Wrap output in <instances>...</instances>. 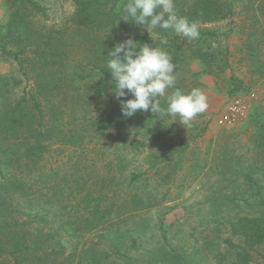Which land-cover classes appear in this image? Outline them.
I'll return each instance as SVG.
<instances>
[{
  "label": "trees",
  "instance_id": "obj_1",
  "mask_svg": "<svg viewBox=\"0 0 264 264\" xmlns=\"http://www.w3.org/2000/svg\"><path fill=\"white\" fill-rule=\"evenodd\" d=\"M4 2L9 16L0 26V62L10 63L16 71L0 75V264H104L121 248L131 249L129 236L120 242L113 229L145 206L144 198L132 190L149 170L131 166V155L141 151L146 141L156 144L166 133L172 134L168 116L143 110L132 117L122 114L106 66L108 52L129 37L150 45L157 35L153 47H163L172 55L176 87L185 93L195 88L192 78L198 76L192 73L187 78L189 58L203 59L212 72L221 63L230 67V52L217 63L213 51L206 55L202 46L186 47L168 38L172 30L135 33L137 25L122 19L128 0L120 7L118 0H75L70 25L60 28L45 24L42 19L48 18V12L37 0ZM247 2L253 14L251 27L239 31L245 35L242 50L251 76L261 78L264 0ZM235 7L232 0L226 14L219 10L217 20L232 16ZM218 35L210 33L211 39ZM163 37L168 38L167 45L160 44ZM230 81L235 95L244 82L234 76ZM161 105L167 107L164 99ZM208 123L198 124L191 137L180 133V144L169 141L166 145L175 149L172 154H154L151 161L147 156L150 168L159 171L161 163L192 151ZM257 127L256 158L244 161L243 155L228 149L223 164L215 168L216 182L206 186L204 201L184 207L200 218L194 222L187 217L189 225L196 223L192 233H183L178 224L180 236L182 232L178 239L169 236L163 225L158 248L149 251L147 242L140 240L142 254L137 262L195 264L206 255L219 264H264V120ZM163 145L157 149L162 151ZM191 175L198 177L193 170ZM207 222L210 227L197 230ZM174 228L172 224L169 232ZM91 234L111 251L93 243L80 247L83 236ZM189 236H194V244ZM70 239L80 242L73 247Z\"/></svg>",
  "mask_w": 264,
  "mask_h": 264
},
{
  "label": "rangeland",
  "instance_id": "obj_2",
  "mask_svg": "<svg viewBox=\"0 0 264 264\" xmlns=\"http://www.w3.org/2000/svg\"><path fill=\"white\" fill-rule=\"evenodd\" d=\"M42 4L48 12V18L42 19L47 26L63 27L70 25V20L74 12L75 0H37ZM232 0H175V10L179 16H187L190 20L199 23L200 36L197 40L189 42L187 38L175 34L172 30L169 32V37L179 44L186 47L202 46L203 52L213 51L217 57V63H221L220 59L224 57L226 51L229 50L230 67L226 68L225 63H221V67L215 68L209 72L205 61L188 59L186 73L187 78H191L192 73H198L196 78H192V87L199 88L204 92L208 99V108L202 113L204 117L198 115L190 122L189 125H183L180 118L177 116L175 121L169 118V125L172 128V134H165V137L158 139L156 144H151L153 141H146L144 148L139 152H133L131 155L134 163L131 166H139L140 170H149L140 186L133 192H138L140 197L145 200L144 209L138 211L133 217L128 216L123 224L114 227V233L121 242L124 237L129 236L130 248L123 247L118 254L113 255L110 259L104 260V264H142L137 262L141 254V248H138L140 240L144 239L148 244V250L158 248L163 239L164 230H168L169 236L175 234L176 238L182 237L178 233L177 226L180 225V230L185 234L192 233V226H195V221L200 220L196 213L188 214L184 207H191L194 204L203 202L204 191L211 183L216 182L218 175L215 168L223 164L222 158L227 150H233L238 156L243 155L248 161L251 157H255L253 149L255 148V138L258 135V122L264 120V76L252 77L248 70V60L245 55V50H242L243 40L245 35L239 31L248 30L251 27L252 21L249 18L253 11L249 9L247 0H233L236 7L232 16L217 20L219 10L222 14L228 12L229 4ZM123 0H118L117 6L120 7ZM252 4V3H251ZM259 6V2L255 3V8ZM221 7V9H219ZM8 9L4 0H0V26H3L8 21ZM43 21V22H44ZM134 32L138 33L142 29L145 32L148 30L144 26H135ZM159 29V28H157ZM152 29L151 32H156ZM218 33V37L211 39L210 33ZM203 33L206 34L203 36ZM157 35H153V41L149 46L158 44ZM211 46V48H209ZM261 57L264 60V47L261 52ZM223 66V67H222ZM223 68L227 70H223ZM16 68L8 62H0V75L7 76L13 74ZM234 76L238 80L243 81V88L232 95V90L235 87L231 83L230 78ZM24 83H22L21 86ZM245 87V88H244ZM22 88V87H20ZM244 89V91H243ZM241 99L248 108L246 119L235 125V123L225 122L231 104L234 100ZM208 121V129L203 138H200L193 143L192 151L185 154H178L171 157L167 162L161 163L162 169L156 171L157 168H150L145 158L153 159L154 154L166 156L174 152L173 147H169V141H177L180 144L179 134L184 138L191 137L197 131L196 127L204 125ZM139 139V135H136ZM162 151L158 150V145H162ZM116 146V143L113 145ZM130 157V158H131ZM153 164V162H151ZM169 163V164H167ZM143 165V166H141ZM227 165V162L225 166ZM205 166V168H204ZM152 167V165H151ZM142 168V169H141ZM223 168V166H222ZM192 170L198 175L192 179ZM219 170V169H217ZM263 177V176H262ZM264 186V178L262 180ZM243 192V190H242ZM251 194L247 192L246 197L251 199ZM187 217L192 219L191 222ZM185 221L188 225H185ZM184 224L181 225V224ZM175 224L174 230L169 232V228ZM207 222L197 228L210 227ZM141 228L138 229V228ZM147 228V231L144 229ZM128 229H131L128 231ZM136 230V231H133ZM208 233V232H207ZM178 234V236H177ZM140 235V236H138ZM198 236V233L195 234ZM202 239L201 237H198ZM100 237L97 235H86L81 240L82 245L99 246L101 250L111 251L109 246L100 243ZM190 243L194 244V236H189ZM72 246H76L80 240L70 239ZM199 250V249H197ZM190 254L192 247L187 250ZM158 255V252H156ZM149 254V253H148ZM201 254V253H199ZM200 258V262L195 264H219V261H212L205 257ZM224 264V263H223Z\"/></svg>",
  "mask_w": 264,
  "mask_h": 264
},
{
  "label": "clouds",
  "instance_id": "obj_3",
  "mask_svg": "<svg viewBox=\"0 0 264 264\" xmlns=\"http://www.w3.org/2000/svg\"><path fill=\"white\" fill-rule=\"evenodd\" d=\"M126 22L143 25L151 35L152 29L173 30L189 42L200 36L199 23L187 16H179L175 0H128L123 5ZM169 43L167 37L161 45ZM106 66L112 75L113 95L121 104L125 117H132L138 110L151 111L179 120L183 125L208 108V99L202 90L193 88L185 93L176 87V64L172 55L163 47L141 44L134 36L115 44L108 52ZM169 89H174L171 94ZM131 95V99H122ZM161 99L167 107H162ZM177 121V120H175Z\"/></svg>",
  "mask_w": 264,
  "mask_h": 264
},
{
  "label": "built area",
  "instance_id": "obj_4",
  "mask_svg": "<svg viewBox=\"0 0 264 264\" xmlns=\"http://www.w3.org/2000/svg\"><path fill=\"white\" fill-rule=\"evenodd\" d=\"M247 114L248 108L245 103L241 99H236L225 115V122L240 124L246 119Z\"/></svg>",
  "mask_w": 264,
  "mask_h": 264
}]
</instances>
